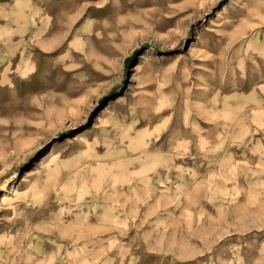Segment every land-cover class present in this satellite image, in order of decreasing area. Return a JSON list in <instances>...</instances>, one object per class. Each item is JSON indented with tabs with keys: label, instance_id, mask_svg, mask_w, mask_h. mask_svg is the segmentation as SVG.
I'll return each instance as SVG.
<instances>
[{
	"label": "rangeland",
	"instance_id": "374dc122",
	"mask_svg": "<svg viewBox=\"0 0 264 264\" xmlns=\"http://www.w3.org/2000/svg\"><path fill=\"white\" fill-rule=\"evenodd\" d=\"M0 264H264V0H0Z\"/></svg>",
	"mask_w": 264,
	"mask_h": 264
},
{
	"label": "bare ground",
	"instance_id": "6f19581e",
	"mask_svg": "<svg viewBox=\"0 0 264 264\" xmlns=\"http://www.w3.org/2000/svg\"><path fill=\"white\" fill-rule=\"evenodd\" d=\"M47 158H48V157H47ZM47 158H46V159H47ZM46 159H44V160L46 161ZM45 163H46V162H45ZM45 163H44V164H45ZM42 164H43V163H42ZM29 174H30V173H29ZM8 198H9V197H8L7 195H3L2 201H6V200H8Z\"/></svg>",
	"mask_w": 264,
	"mask_h": 264
}]
</instances>
